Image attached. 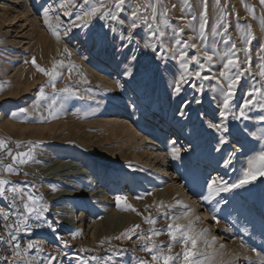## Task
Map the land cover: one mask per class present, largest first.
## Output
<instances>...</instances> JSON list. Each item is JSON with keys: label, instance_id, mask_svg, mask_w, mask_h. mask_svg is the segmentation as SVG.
<instances>
[{"label": "rangeland", "instance_id": "rangeland-1", "mask_svg": "<svg viewBox=\"0 0 264 264\" xmlns=\"http://www.w3.org/2000/svg\"><path fill=\"white\" fill-rule=\"evenodd\" d=\"M96 2L72 0L61 7L67 0H0V140L7 144L0 150V180L8 181L0 208L9 213L7 221L0 216V264H49L50 257H55L51 264L66 259L69 264H154L145 248L155 243L168 254L173 242L167 226L176 218L204 233L197 258L207 264H264V176L219 193L211 203L205 199L209 183H239L249 162L264 154V98L256 93H264L259 75L264 65V7L259 0H126L119 13L125 25L97 16L86 28L75 26L81 23L77 16ZM149 4L155 8V21ZM134 10L138 45L120 49L119 33L128 32ZM249 28L251 44L246 42ZM145 43L155 44L157 51ZM185 43L189 47L184 48ZM204 51L213 56L211 62L204 59ZM233 51L239 68L229 75L239 71L240 81L230 104L228 142L219 145V134L207 123L220 122L227 81L219 74ZM181 52L186 54L187 72L181 67ZM131 55L137 59L130 62ZM33 58L46 70L57 65L55 92L49 77L33 66ZM197 71L211 79L197 78ZM182 75L187 82L176 97L172 86ZM65 87L75 94L62 92ZM246 100L255 101L244 109L246 118L233 119L232 113L239 116ZM173 147L180 149L175 159ZM8 150L13 155L30 152L31 159L13 163ZM54 150L71 155L77 165L94 162L100 169L94 177L102 182L91 181L92 187L84 186L70 205L59 203V211L52 210L46 196L64 188L41 170L42 158ZM9 165L14 172L6 171ZM100 186L104 198L113 200L116 216L93 198ZM29 195L41 209L39 218L23 210ZM118 197L126 198L119 207ZM124 204L136 211L122 210ZM44 206L48 211H42ZM64 217H69L68 230L61 229ZM25 218L26 225L21 223ZM133 228L135 232L129 231ZM153 229L162 234L154 236ZM147 236L153 239H141ZM30 243L32 249L27 248ZM17 244L23 259L13 260ZM183 247L173 244L172 255L182 253Z\"/></svg>", "mask_w": 264, "mask_h": 264}, {"label": "snow or ice", "instance_id": "snow-or-ice-1", "mask_svg": "<svg viewBox=\"0 0 264 264\" xmlns=\"http://www.w3.org/2000/svg\"><path fill=\"white\" fill-rule=\"evenodd\" d=\"M259 2L261 4V6L264 7V0H259ZM83 3L85 5H89V0H83ZM125 3H126V0H111V4L106 3L105 0H98V2H96V3H91L90 6L88 7V9L86 11H84L82 15L77 16V20H79L81 23L79 25H75V26L86 28V27H88L90 21L97 16L100 19L108 18L112 21H117L120 25H125V23H126L125 20L121 19L119 16V13L124 11ZM69 4H72V0H67V4H62L61 7H67ZM73 6H75V5H73ZM147 7H152V9H153L152 19H153V21H155V8L151 4L147 5ZM245 7H246V10L250 14L254 15V9L253 8H251L248 5H245ZM47 11H48V9H45V14H47ZM137 13H138V10H134L132 12V18L133 19H132L131 24L128 25V28H129L128 32L124 33L123 31H120V33H119V39L121 41L120 49H126V48L132 46L134 44V42L138 45V41L135 40V36L133 34L135 32V30L139 27V25L136 21ZM205 15H206V8H205ZM145 20H147V18H145ZM45 23H48V21L46 20ZM261 24H262V26H264V20L261 21ZM149 27H151V25H149ZM204 27H205V24L202 23L201 29L203 30ZM110 31L112 33H117L118 29L115 27H112V28H110ZM157 32H159V29H156L155 31H153L152 35L155 36ZM53 34L57 36V39H59V34L57 32H54ZM201 34L203 35V32ZM160 35H163V33L161 32ZM253 39H254V37L252 36L251 29L249 28L248 33H247V41L246 42L248 44H251ZM177 43H179V41H177ZM183 46H184V48L189 47V45L187 43H185ZM144 47L145 48H151V50L153 52L157 51L155 44L145 43ZM232 47L234 49L235 45H232ZM120 49H118V50H120ZM135 50H138V48ZM185 57H186V54L184 52H181L180 56H179V60L184 61L181 64V67L183 69H185V72H187L188 63H187ZM157 58H160L159 54L157 55ZM173 58L175 59L176 57L174 56ZM136 59H137L136 55L129 56L130 62L135 61ZM204 59L208 62H211L213 60V56L209 55L208 51H204ZM191 60L196 62L199 65L200 69L205 68V65L203 63H201L197 59V57L193 56V57H191ZM32 63H33V66L36 67V70L38 72L49 77L50 82H51V86L53 87V91L55 92L54 81L56 80L57 75H58V73L56 71L57 65H53V68L51 70H46V69H44V68H42L36 64L35 58H33ZM223 68H224V71H221L219 75H220V77H223L224 80L227 81V86H226V90L223 92L224 99L222 102V108L218 114L220 117V122L214 123L210 120L207 123V127L209 129H212L216 133L219 134V137H218L219 145H224L228 142L225 134L229 132V127H228L227 121L229 119V114L231 112L230 104H231L233 97L235 96L236 86L240 81L239 71H238L237 75H235V76L229 75V72L232 69L238 70V68H239V59H238L235 51H233L231 53V55L227 59V62L223 65ZM126 74L129 77L132 76L133 73H132L131 67H128ZM259 75L262 78H264V65L261 66V70L259 72ZM195 76L197 78H200V79H211V77H208V76L202 77L200 71L195 72ZM186 82H187L186 76L182 75L180 77V79L174 83V85L172 86L174 96L179 97L181 95L182 90H183L182 85ZM217 84H221L222 88L224 87L223 84L221 83V80H219V79H217ZM200 90H202V86H201ZM61 91L64 93L71 94V95L75 94V93H73L72 89L67 88V87H65ZM256 93L261 95V98H264V93H260L259 89L256 90ZM41 95H43L42 90H41ZM249 96H253V93H249ZM195 102L198 104L201 103V101L199 99H196ZM254 102H255L254 100H246L244 102L243 108L239 112V116L235 115V113H232V118L233 119H239L241 117H245L244 109L248 108L249 105L253 104ZM55 103H56V101H55V99H53L52 104L55 105ZM186 106L187 105H185V107ZM49 115L54 117V112L52 111L51 108L49 110ZM181 115L183 116L184 113L181 112ZM16 146H17V148L20 147L19 144H17ZM4 149H7V144L5 141L0 140V150H4ZM216 150L220 151V147L218 146ZM6 154L11 157L13 163L24 164V163H27V161L29 159H31V153L30 152H20V153H17L16 155H13V153L10 150H8ZM172 154H173L174 159L178 158L180 155V149L173 147ZM6 171H8L9 173H12V172H14V169L11 165H9L6 169ZM261 176H264V154L259 155L255 160L249 162V166H248L247 170L244 171L243 178L240 179L239 183H234L231 185V187H229L226 184H217V181H215V180H213L211 183H209L207 185V187L209 189V193L205 197V199L209 203H211L212 198H214L216 195H219V193L229 192L233 188L243 187L246 184L252 183L255 179H257L258 177H261ZM7 183H8V181L0 180V195L5 194L4 185H6ZM214 185H215V187H214ZM13 191H15V190H13ZM54 191H55V189H54ZM125 199L126 198H124V197H118L117 198L118 207L121 205V202L124 201ZM23 210L27 214V216H32L33 214H35L36 217L39 218L41 215V209L37 207V201L30 195L27 198V202L23 204ZM122 210H124V211L131 210L133 212L136 211L135 208H132L130 205H127V204H124ZM42 211L43 212L48 211L47 206H44ZM137 214H139V213H137ZM0 216H3L5 221H7L8 217H9V213L6 212L4 209L0 208ZM184 218L187 219V216H185ZM178 219L179 218L174 219L173 223H171L167 226V235L170 238V241L173 242V244L181 243L184 246L182 253L172 255L173 244H170L167 247V253L168 254H165L163 249H161L155 243H153L151 246H146V248H145L146 251L152 253V261L154 262V264H177V262H180V264H207L206 261L197 258L199 255L198 247H197L198 241L204 233L203 232H201V233L195 232V230L191 226V222H189V224L187 226L181 225L180 223L177 222ZM146 222L149 224H153V225L156 223V221L154 219H151V218H146ZM21 223L26 225L27 219L25 218L24 220L21 221ZM6 227H7V225H6ZM49 227H52V226L49 225ZM136 227L138 228L139 225H137ZM129 231L135 232V228L130 229ZM161 234H162L161 232H158L155 229H153V235L154 236H159ZM124 235L127 236V233H125ZM12 239H15V237L13 236ZM117 239H120V237H117ZM141 239H146V240L151 241L153 239V236L141 237ZM33 247L34 246L31 243L27 245L28 249H32ZM19 248H20V246L17 244L16 245L17 250L14 252L13 260H16V258L23 259V253L19 250ZM181 257H182V260H181ZM53 259H55V257H50L49 264H51V260H53ZM27 264H31V261H28Z\"/></svg>", "mask_w": 264, "mask_h": 264}, {"label": "bare ground", "instance_id": "bare-ground-1", "mask_svg": "<svg viewBox=\"0 0 264 264\" xmlns=\"http://www.w3.org/2000/svg\"><path fill=\"white\" fill-rule=\"evenodd\" d=\"M63 14H66V12H63ZM72 159L73 157L71 155L65 156L56 150L46 153L42 158V160L45 162V169L43 168L41 170H43L44 173H46L47 175L52 176V178H56L57 180H59V183L64 188V190L58 192L57 194H49L46 196L47 200L49 201L52 207V210L54 211H59V209H57V207H59V203L60 206L64 205L65 203L70 205L72 203L71 200L79 198V196L81 197V194L84 192L83 189L85 187H92L91 181H93V183H98L102 185V182H100L101 179L94 177L95 171H100L99 166L97 164L89 160H85L84 162L79 161L81 165H77L76 163H74L78 162L76 161L77 159ZM74 179H76V181ZM109 182L111 183L115 181L110 180ZM106 186H108L109 188H113L112 186H109V183ZM102 187L100 186L99 188L101 189ZM109 188L106 189V191H109ZM44 191L50 192L48 188H44ZM104 192L105 188H102L101 190H99V192H96V196L93 197L91 195V191L89 190L88 195L92 196L93 198H99V203L105 209H111V213L116 216L114 202L113 200H106L104 198ZM64 199H67V201H63ZM68 218L69 217L62 218L64 226L63 228H61L62 230L69 229L70 223ZM71 254L73 255L74 253ZM71 258H73V256H70L68 259ZM63 264H69V261L66 259L64 260Z\"/></svg>", "mask_w": 264, "mask_h": 264}]
</instances>
